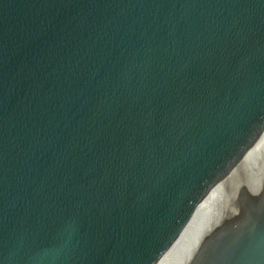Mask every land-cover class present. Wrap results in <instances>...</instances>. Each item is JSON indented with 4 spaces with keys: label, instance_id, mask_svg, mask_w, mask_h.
<instances>
[{
    "label": "water",
    "instance_id": "obj_1",
    "mask_svg": "<svg viewBox=\"0 0 264 264\" xmlns=\"http://www.w3.org/2000/svg\"><path fill=\"white\" fill-rule=\"evenodd\" d=\"M0 264H264V0H0Z\"/></svg>",
    "mask_w": 264,
    "mask_h": 264
}]
</instances>
